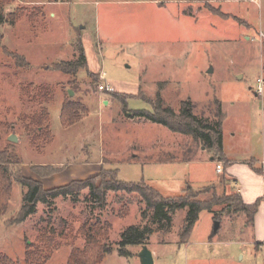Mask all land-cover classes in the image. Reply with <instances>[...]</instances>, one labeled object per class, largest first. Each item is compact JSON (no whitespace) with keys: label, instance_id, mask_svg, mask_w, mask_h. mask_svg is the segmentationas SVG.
<instances>
[{"label":"rangeland","instance_id":"1","mask_svg":"<svg viewBox=\"0 0 264 264\" xmlns=\"http://www.w3.org/2000/svg\"><path fill=\"white\" fill-rule=\"evenodd\" d=\"M3 12L19 17L12 25L0 23V153L6 150L13 161L7 164L12 187L7 211L0 215V254L23 264L26 245L35 242L39 228L47 221L60 226L63 219L70 238L60 241L46 264H67L70 250L84 244L76 231L81 222L99 215L112 225L108 243L114 249L98 264H140L141 246H129L132 254L125 257L114 245L125 227L147 220L140 216L146 205L135 201L134 192L108 191L107 205L100 209L94 201H84L87 188L75 185L78 201L59 196L49 205L37 202L36 212L20 221L26 188L15 181L17 174L49 189L92 177L98 182L100 172L107 179L117 169L120 180L143 179L164 196L211 184L215 190L199 194L200 200L237 192L222 171L216 172L212 151L189 135L127 113L151 110L147 100L155 101L158 92L163 105L175 112L180 101L190 98L198 117L215 120L216 99L244 102L253 97L254 79L264 63V0H11ZM79 41L87 67L76 75L59 70L60 61L76 59ZM16 55L24 58L23 65ZM238 69L243 74H234ZM107 81L115 91L99 89ZM67 98L80 104V118L63 126L59 111ZM43 109L48 121L38 126L35 120ZM260 114L254 106L242 123L230 118L226 123L239 137L252 139L255 153L264 141ZM12 134L16 143L7 139ZM157 160L162 161L153 162ZM225 207L221 203L213 211H200L186 252L184 244H160L180 236L185 210L175 211L171 229L154 232L147 240L148 248L159 253L156 264H213L210 248L218 250L216 256L231 247L236 252L238 244L254 248L249 229L238 231L244 215L224 214ZM214 213L221 222L216 234ZM207 241L212 243L205 246ZM192 247L204 254L199 261ZM175 249L178 254L170 260L166 251ZM239 256L232 264H261V254L255 260Z\"/></svg>","mask_w":264,"mask_h":264},{"label":"trees","instance_id":"2","mask_svg":"<svg viewBox=\"0 0 264 264\" xmlns=\"http://www.w3.org/2000/svg\"><path fill=\"white\" fill-rule=\"evenodd\" d=\"M11 0H0V23L9 21V23L15 24L19 14L12 13L5 15L3 7ZM78 55L72 62L60 61L58 69L66 73L76 72L79 68H85L86 57L84 48H82L81 42H78ZM19 65H23L24 58L16 55ZM27 65V64H26ZM94 73L88 72L89 76H93ZM151 110L140 109L134 110L133 113H127L129 117L145 119L152 123L162 124L170 131H175L186 136H190L195 142L202 144L207 150L213 152V160L222 162L223 165L228 164L229 160L223 153V138H222V118L223 113L220 107V101L215 100L216 111L215 120L208 118L198 117L194 113V103L190 98L182 100L179 103V110L175 112L173 109L163 105V99L160 93L157 92L155 101L151 99L147 100ZM79 103L75 102L71 98H67L62 102L60 107V123L63 126L75 124L80 118ZM39 119L35 120V124H39L48 121L47 109L41 110ZM131 114V115H130ZM189 158L182 160L187 161ZM8 157L6 150L0 153V215H3L7 211V202L10 197L12 187V177L9 174L8 163H12ZM13 164V163H12ZM50 167V166H49ZM52 171L53 168L50 167ZM50 171V173H51ZM54 171V170H53ZM117 169L112 172L111 175H107L108 178L103 176L104 172H100L95 177L100 178L98 182L94 180V177L87 178L80 181H71L70 183L50 187L44 189L41 182L37 179H31L24 175L17 174L14 176L15 181L19 182L26 188V192L23 195V203L18 219L24 220L29 215H33L36 212V203L41 202L49 205L51 199L56 197L70 196L72 202L78 201V196L74 195L75 189L85 187L88 189V194L84 198V201H94L102 209L106 207V193L108 191H120L125 190L134 192L137 196V202L145 203L146 208L141 210V219L149 220L144 224H130L125 227L120 233L119 240L114 243L116 250L122 256L129 257L132 252L128 250L129 246H142L147 243V240L154 232H168L173 224V214L179 209L185 210L183 224L180 228L179 241L185 243L191 235V229L195 222L198 220V215L202 210H212V206L215 204H226L224 214L230 215L233 213H242L244 215V222L247 225H251L254 220V214L258 208L259 200L253 202V204L245 203L239 194L234 192L228 197L219 199L215 196L211 200H200L199 194L215 190V185H207L201 189L193 190L191 187L185 188L181 193L174 196H164L155 187L150 185L143 179L139 182L123 181L117 176ZM48 175V174H47ZM75 187L74 189V186ZM151 210V213L146 211ZM214 219L218 217L214 213ZM83 220V219H82ZM219 220V219H217ZM60 226L55 225L51 221L39 228L36 235L35 242L27 243L25 249V258L23 264H46L52 256V252L59 248L61 240L70 238L71 232H65L66 221L59 220ZM112 225L107 220H100L99 215L97 217L87 216L81 222L79 228L76 230L77 234L84 239L82 248L75 247L70 250V255L67 259V264H98L104 257L111 254L114 249L113 244L108 243L109 232ZM60 239V240H59ZM0 264H17L8 255L0 254Z\"/></svg>","mask_w":264,"mask_h":264},{"label":"crops","instance_id":"3","mask_svg":"<svg viewBox=\"0 0 264 264\" xmlns=\"http://www.w3.org/2000/svg\"><path fill=\"white\" fill-rule=\"evenodd\" d=\"M262 43L264 46V41ZM234 74L236 75L243 74V69L235 70ZM261 74H263L264 76V63H261L260 69L256 77ZM255 79H254V83H255ZM219 101L223 113V118H222L223 153H225V156L228 158L229 162L228 164L223 165L222 162H217L211 159V157H213L212 155L210 157V160L212 161V163H214L215 169H216V164L221 163L223 176H226L229 179V181H231L233 186L236 188V191L239 192L241 199L245 203L253 204V202L259 200V205L254 214L255 216L253 223L251 225H247L246 223L243 222V224H241L242 229L240 228L238 229V231H240L241 233H245V228L249 229L250 237H251L250 243L253 244L255 247L254 248L245 247L242 246V244H238L237 246L239 248H237L236 252L231 247V248H227L225 251L222 252V255H218V256H216L219 253L218 250L214 248L209 249L208 247L209 251L211 252L210 261L213 264L214 263L232 264V262L235 260V257H237L239 254H240L239 258L242 261L243 259H245L246 255H248L250 259L255 260L257 259V257H260L261 254V264H264V141L261 144L260 151H258V153H255L253 152L251 147L252 145L251 138L250 139L241 138L239 137V135H237L236 130L232 131L231 128L227 129L226 127L228 118L234 120L239 119V121L242 123L243 115L254 106H256L257 109H260L261 111L260 118L262 121V118H264V95L260 97L256 95L254 91V96L251 98L247 97V99L244 102L239 101L238 99L228 100L227 102L221 100ZM240 104H242L243 107H241ZM143 120L146 121L147 123H152L145 119ZM154 141L165 143L166 140L163 141L161 139H156ZM130 145H132V143ZM132 156H134V159L137 157L135 154H133ZM126 161H138V160H126ZM126 161H122V162H126ZM158 161H162V160H157L153 162H158ZM163 161H173V160H163ZM91 164L92 163L89 162L83 163V165L85 166H91ZM176 243L177 244L179 243L180 245L184 244L185 252L186 250L190 249V245L192 244V243L190 244L188 240L185 243H181L179 241V237L174 240L173 239L162 240L160 244L167 245V244H176ZM210 243L212 242L211 241L203 242L205 246H207ZM177 250L178 249H175L173 251H166V254H168V258L170 260H174V256L178 252ZM152 252H153V264H156L155 259L159 257V253L153 250ZM192 256L199 261L200 258L204 256V254L202 252H199L197 248H195L192 250Z\"/></svg>","mask_w":264,"mask_h":264},{"label":"water","instance_id":"4","mask_svg":"<svg viewBox=\"0 0 264 264\" xmlns=\"http://www.w3.org/2000/svg\"><path fill=\"white\" fill-rule=\"evenodd\" d=\"M7 139L13 143H16L17 141V137L14 134L9 135ZM211 159H213V157H211ZM219 227H220V221L215 219L212 228L213 234L217 233ZM139 261L140 264H153V252L148 248L147 244L142 245L140 248Z\"/></svg>","mask_w":264,"mask_h":264},{"label":"built area","instance_id":"5","mask_svg":"<svg viewBox=\"0 0 264 264\" xmlns=\"http://www.w3.org/2000/svg\"><path fill=\"white\" fill-rule=\"evenodd\" d=\"M99 89L107 93L115 91V87L110 81L100 84ZM253 90L255 91L256 95L260 97L264 95V76L263 74L256 77ZM216 170L218 173L222 171L221 163L216 164Z\"/></svg>","mask_w":264,"mask_h":264}]
</instances>
